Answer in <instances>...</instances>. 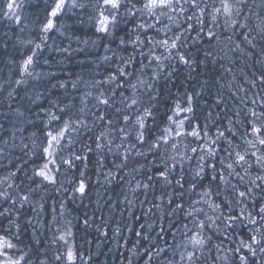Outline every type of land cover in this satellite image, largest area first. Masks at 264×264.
I'll return each instance as SVG.
<instances>
[{
	"label": "snow or ice",
	"instance_id": "obj_1",
	"mask_svg": "<svg viewBox=\"0 0 264 264\" xmlns=\"http://www.w3.org/2000/svg\"><path fill=\"white\" fill-rule=\"evenodd\" d=\"M42 3L43 18L0 0L18 29L7 98L46 82L31 117L9 103L15 118L0 122V264H95L93 240L87 256L77 243L89 230L97 247L126 248V264H264V0ZM84 25L95 39L75 35ZM100 40L102 57L59 75ZM94 187L101 215L71 217Z\"/></svg>",
	"mask_w": 264,
	"mask_h": 264
},
{
	"label": "trees",
	"instance_id": "obj_2",
	"mask_svg": "<svg viewBox=\"0 0 264 264\" xmlns=\"http://www.w3.org/2000/svg\"><path fill=\"white\" fill-rule=\"evenodd\" d=\"M257 3H259V0H257ZM42 8V0H30V4L26 6L25 11L27 12L31 10L34 14L40 15L41 18H43ZM69 23H71L70 20ZM16 31H18V29H16L14 25H6L4 22L0 21V41H4L7 39L8 42V48L6 50L2 46H0V85H3L5 88V91L3 93H0V122L4 123H6V121L4 120V114H8L12 118H15V112L7 108V104L9 103L12 104V109L19 108L21 111L25 112V115L31 117L33 114V110L36 109V105L32 104L28 97L34 96L36 89L43 90V87L46 84V82H30V86L28 88L21 87L20 89H18L19 95H17L15 99L10 100L9 98H7V92L11 91L12 87H15L14 84H12L11 86L9 85V80L10 78L14 80L16 77L14 65L10 64L8 61L10 57H15L16 59L19 58L16 49L13 48V44L15 43L14 33ZM4 33L8 34L7 37H5ZM75 35L79 36L81 40L96 38L93 35V30L89 25L80 26L79 29L76 30ZM54 39L57 44H62V46L64 47H67L69 44V41L64 37H59L57 35L54 37ZM106 42L107 41L105 40H100L95 47H92L91 45L87 46L86 51L83 53L74 52L72 57L68 58L65 61L67 65L66 71L59 75H63L65 78H67L68 72H72L73 74L79 72L83 68V65H81L80 62L82 60H85L86 57L90 59H97L98 57H102L104 54L103 44ZM71 44L72 48L74 49L78 47H84V45H78L76 43L75 37L71 41ZM44 55L54 56L56 54L50 50H46ZM104 67H107V65H105ZM103 70L104 68L102 67L100 71L102 72ZM87 74L88 73H85V75ZM193 75L195 76V74ZM207 75L210 78L217 76V71L213 69L212 65H209ZM187 76L188 73L181 67V70L179 72V81H184ZM200 79H203V77L195 76L196 81ZM193 83H195V81H193ZM163 84L164 82L161 81V86H163ZM49 90L53 93V95L49 97L50 99H56L58 96L62 98V96L64 95L63 90ZM69 91H71V89H69ZM173 91H175V89H173ZM215 91L216 89L213 88L211 90L210 96H214ZM225 97L227 98V92H225ZM228 102L229 104L231 103V101ZM44 103L47 104V101H44ZM17 154H19L18 149ZM0 175H3V173L0 172ZM98 195L104 196L106 198V193L103 187L99 188L98 190L95 187L91 189L90 199L85 201L84 205H81L79 201H77L76 203L69 202L68 208L71 211V217L82 216L85 211H88L89 213L95 211L97 217H99L101 215V212L96 207V199L98 198ZM51 197L56 199L57 201L60 199V197L55 192H51ZM49 203H51V200H49ZM109 214L110 212L103 213L104 216H108ZM24 215L30 217L33 215V213L29 208L26 207L24 209ZM30 231L31 230L29 228L28 231L24 233V236L26 238L30 236ZM125 235L129 234L125 233ZM89 239L93 240V245L91 246L92 250L90 254L93 256L95 264H126L125 257L128 255L127 249L124 247H117L115 243H111L109 241H105L101 243L99 247H97V234L94 230H89L88 233H85L84 231H78L77 234V243L78 245L82 246V251H84L86 256L89 254V245L87 244V241ZM133 264H143V261L139 257H135L133 258Z\"/></svg>",
	"mask_w": 264,
	"mask_h": 264
}]
</instances>
